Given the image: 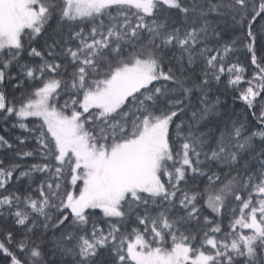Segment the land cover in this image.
Returning <instances> with one entry per match:
<instances>
[{
    "label": "snow or ice",
    "instance_id": "6c2138e0",
    "mask_svg": "<svg viewBox=\"0 0 264 264\" xmlns=\"http://www.w3.org/2000/svg\"><path fill=\"white\" fill-rule=\"evenodd\" d=\"M0 264H264V0H0Z\"/></svg>",
    "mask_w": 264,
    "mask_h": 264
},
{
    "label": "trees",
    "instance_id": "16d2710c",
    "mask_svg": "<svg viewBox=\"0 0 264 264\" xmlns=\"http://www.w3.org/2000/svg\"><path fill=\"white\" fill-rule=\"evenodd\" d=\"M3 134V132L2 131H0V135H2Z\"/></svg>",
    "mask_w": 264,
    "mask_h": 264
}]
</instances>
